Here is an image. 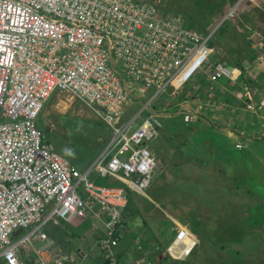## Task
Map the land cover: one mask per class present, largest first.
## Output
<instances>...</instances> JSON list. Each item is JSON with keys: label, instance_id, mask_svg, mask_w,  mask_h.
Instances as JSON below:
<instances>
[{"label": "built area", "instance_id": "1", "mask_svg": "<svg viewBox=\"0 0 264 264\" xmlns=\"http://www.w3.org/2000/svg\"><path fill=\"white\" fill-rule=\"evenodd\" d=\"M158 2L0 0V257L5 264H76L41 228L49 220L58 224V219L89 215L102 224L97 245L104 264H122L114 248L128 191L143 192L149 185L154 159L145 141L155 138L162 126L158 114L150 112L128 134L136 118L123 120L131 98L128 79L154 90L147 107L168 88L174 93L200 69L211 83L234 76L223 61L208 60L218 25L199 31L180 14H162ZM54 91L86 104L111 129L103 151L84 170L51 149L38 126ZM183 118L189 121L191 116L185 113ZM91 171L116 177L124 186L95 184ZM31 227L12 240L16 232ZM31 236L44 243L32 257L22 256L18 244ZM195 244L179 228L165 251L184 258Z\"/></svg>", "mask_w": 264, "mask_h": 264}, {"label": "rangeland", "instance_id": "2", "mask_svg": "<svg viewBox=\"0 0 264 264\" xmlns=\"http://www.w3.org/2000/svg\"><path fill=\"white\" fill-rule=\"evenodd\" d=\"M246 2V0H159L157 6L162 14L169 12L180 13L184 17L186 24L187 20L185 17L188 18L191 25L197 26L199 24L198 27L202 29L211 30L218 24L216 28H219L216 32L214 31V37L210 41L214 42V44L212 53L208 55V60L214 63L220 59V61L226 63L233 62L235 58L244 60V54L246 52L247 54L249 53L245 42L240 41L239 36L237 37L232 33V30L240 31L241 35H239L242 38V34L247 30L244 17L247 14L244 6ZM220 19H222V22H219ZM226 31H231V37L225 41L226 46L224 49L221 45L222 38L220 37ZM234 47L238 49L235 53L233 51H225ZM241 69L245 72L244 66L241 65ZM205 74L206 72L204 73L200 69L194 78L182 85L174 93L168 88L165 92L159 94L152 100L150 105H147V108H145V104L154 90L146 89L142 84L128 79V83L130 82L131 85V98L128 104L124 106L123 120H128L136 114L135 121L131 124L128 134L140 126L148 111L149 113L155 112L160 115L161 121L171 114L178 115L182 113L184 115V113L188 112L189 105H185L188 100L192 101L193 98H196L198 92L201 98L206 95L205 89L201 88V85L209 82ZM191 83L197 88L190 90ZM260 87L263 86L261 85ZM184 94L186 100L181 99ZM193 112L195 111L193 110ZM193 116L192 118L194 119L195 116ZM37 123L43 132L47 145L66 156L81 170L86 169L101 154L112 136L110 127L91 108L72 97L69 93L64 92L54 91L49 96L37 118ZM159 142V140L153 138L145 141V146L150 151L151 148L158 146ZM178 142L176 143L181 144ZM172 149L171 145L163 144V152L165 154L166 152L170 154ZM152 155L155 159V166L151 181L143 192L129 191L128 211L124 219L122 232L125 230L132 231L133 228L138 229L143 226L144 223L151 220L149 215L154 217L166 214L174 219L179 218L181 220V222L178 221L180 225L188 223L189 228L195 233V237L199 239L198 246L193 254L195 257L204 260L208 264L214 262L215 264H237L238 261L236 259L242 258L239 251L244 252L243 249H239L236 246V248L231 247V244H229L231 234L229 232H218L215 234V229L222 225L220 221L222 212L224 213L225 209L230 210L233 208L231 201L229 207H225L227 203L225 200L228 197L230 198L232 192H237V187H241L245 171L236 169V172L228 178V174L231 171L223 168L222 172L227 176L224 177L219 169L221 167L219 163H213V166L212 163H208L205 167L201 166L200 163L205 158H218V156L212 154L200 156L201 161L195 160L196 156L195 158L192 157L182 165L179 161L188 159L190 156L182 154L179 156L175 153V156L171 160L168 159L167 162V155H164L163 158L161 154L163 158L161 161L160 158H155L153 152ZM120 157L124 158L123 156ZM178 165H181V167ZM258 177L264 181V175H259ZM89 179L99 185L110 184L109 178L100 176L96 171H91ZM250 195L254 197L251 193ZM258 202L254 201V208L251 209L253 214L248 218H244V224L253 225V220L261 224L264 220V202ZM235 203L242 204L244 202L233 201V204ZM250 203L249 200L246 201L244 203L245 208H249ZM166 215L163 217L164 219L162 218L163 220L160 219L157 222L163 228L168 227L166 235L167 238H171V223ZM60 222L61 219H58V223ZM56 225L52 220H49L41 230L49 233L57 230L58 226ZM32 228L16 232L12 235V240L18 241L20 237L28 234ZM65 233L66 236L58 234L57 237L67 247L71 246L68 252L75 260L79 261L81 255L84 257L86 255V258L89 257V264H95L92 256H96L97 247L94 249L91 247L93 238L92 236L89 237L88 230H83L77 234H71L67 230ZM248 236L253 242V247L256 248L250 249L249 253L246 251L248 256L245 255V259L249 258L251 263L257 264L256 261L259 262L263 257L262 262H264V240L261 239L264 236L263 228H256ZM51 237L55 238L52 235ZM42 242L39 237L31 236L25 244L19 243L21 255L27 256L34 248L41 246ZM88 260H83L82 262L88 264ZM0 264H5L2 257H0Z\"/></svg>", "mask_w": 264, "mask_h": 264}, {"label": "crops", "instance_id": "3", "mask_svg": "<svg viewBox=\"0 0 264 264\" xmlns=\"http://www.w3.org/2000/svg\"><path fill=\"white\" fill-rule=\"evenodd\" d=\"M246 1V5L244 4V6L247 14H245L244 17L246 19L245 25L247 30L242 34V38L240 36V31L232 30V33L237 37L239 36L240 41L245 42L246 48L249 49V53L247 54L246 52L247 55L244 54V60L235 58L233 62L230 61L225 63L223 61L229 68L231 67L230 69L234 73V76L229 78L231 80L230 84L223 81H216L201 85V88H204L206 91L205 97L201 98L198 92L196 98H193L192 101L188 100L187 104H185L186 106L189 105V111L186 112L191 116L189 121L187 122L184 120L182 113L178 114L180 116L171 114L163 118L162 126L159 128V134L155 137V140L157 139L160 142L158 146L150 150L151 154L152 152L155 154V158H160V161L164 158V155H167L166 160L168 162V159L171 160L175 156V153L179 156L181 154L190 156L188 159L179 161L181 165L190 158H195V156V160L198 161L200 160V156H204L205 154L207 156L209 154L218 156V158L214 159L205 158L200 165L205 167L208 163H212V166L213 163H219L221 166L219 169L224 177L227 176L222 172L223 168L231 171L230 174L227 173L228 178L236 172V169L245 171L241 187H237V192H232L230 198L228 197L225 200L227 201L225 207H229L231 201L233 208L230 210L225 209L224 213L222 212V216L220 217L222 225L218 229H215V234L218 232H229L231 234V241L229 242L231 247L243 249L244 252L239 251L242 258L236 259L238 261L237 264H253L249 258L245 259V255L249 253L250 249L256 248L253 247V242L248 235L253 233L256 228H263L264 230V220L261 224H244V218H248L253 214L251 209L254 208V201L264 202V181L258 177L259 175H264V0ZM222 19H220L219 22H222ZM230 33L231 31H226L224 35L220 37L222 38L221 45L224 49L226 46L225 41L231 37ZM237 50L238 49L234 47L232 49H226L225 51H233L235 53ZM234 62L245 67L247 76V82H244L245 85L242 81L237 80L242 71L235 66ZM261 85L263 87H260ZM190 88L189 89L192 90L197 87H194V84L191 83ZM184 97L185 94L181 99H185ZM247 103H251L253 108H248ZM193 110L195 112H193ZM193 115L195 116L194 119L192 118ZM158 116L160 117V115ZM175 141H179L178 143L181 144H177ZM164 143L173 147L170 154H168V152H166V154L163 152ZM236 145H239V147H236ZM72 164L74 165V163ZM181 165L178 166L181 167ZM173 166L177 167L176 165ZM215 168L218 170L217 167ZM106 177L109 178L108 180L111 185L124 186L118 178L113 176ZM250 193L254 197H252ZM248 200L251 203L249 208H245L244 203ZM233 201H242L244 203L233 204ZM127 207L125 208L122 227L119 231L118 244L114 248L115 254L122 264H208L204 260L193 255L198 246L199 239L195 237V233L189 228L188 223H183L181 225L178 223V221L181 222L179 218L174 219L166 214L154 217L149 215L151 220H148L143 226L138 229L133 228L132 231L125 230L122 232L124 229V219L127 216ZM165 215L169 217L171 223V238H167L166 235L168 227L163 228V226H160L157 222V220H163ZM56 226H58L57 230L50 231L49 233L46 231L44 232H46L47 235L49 234L48 237L50 241L58 245L63 252L71 256L73 263L84 264L82 261H87L89 257L86 258V255L85 257L81 255V261H76L68 252L71 246L67 247L65 243L57 237L58 234L66 236L65 232L67 230L71 234H77L81 233L83 230H88L89 237L92 236L93 238L91 247H93V249L97 247L96 256H92L94 262L95 264H104L97 245V234L102 228V224L93 217V215H89L85 219L75 216L70 218L69 221L61 219V222ZM179 228L186 229L196 241L195 246L184 258L171 257L165 251L166 246H168L176 230ZM51 235L55 238H52ZM261 239L264 240V236L261 237ZM43 243L44 241L42 244ZM35 249L36 248L28 254V257L34 255ZM262 258L259 262L256 261V263L264 264ZM87 263L89 264V260ZM30 264H33V262H30ZM212 264H215V262Z\"/></svg>", "mask_w": 264, "mask_h": 264}, {"label": "trees", "instance_id": "4", "mask_svg": "<svg viewBox=\"0 0 264 264\" xmlns=\"http://www.w3.org/2000/svg\"><path fill=\"white\" fill-rule=\"evenodd\" d=\"M173 13V12H172ZM178 14H180V13H178ZM182 16V15H181ZM185 19L187 20V26H189V27H197V28H199L198 26H199V24H197V26H193V25H191L190 24V21L188 20V18L187 17H185ZM183 20H184V17H183ZM189 21V22H188ZM184 22H185V20H184ZM194 24V23H193ZM196 28V29H197ZM199 31H202V32H205L206 31V29H202V28H199L198 29ZM213 44H214V42H211V45L213 46ZM239 62V61H238ZM234 64H235V66L237 67V68H239L242 72H241V74H240V76L237 78V80L238 81H242L243 83L246 81L247 82V76H246V73L245 72H243V70L241 69V66H240V64L239 63H236V62H234ZM219 81H223V82H226V83H229L230 84V82H231V80L229 79V78H222L221 80H219ZM245 82V83H246ZM243 83H241V84H243ZM233 85H235V84H233ZM232 85V86H233ZM183 96V95H182ZM181 96V97H182ZM39 126V125H38ZM40 128V127H39ZM41 129V128H40ZM42 131V130H41ZM43 133V132H42ZM44 136V135H43ZM256 223H259V222H257V221H254L253 220V222H252V224L253 225H255Z\"/></svg>", "mask_w": 264, "mask_h": 264}, {"label": "water", "instance_id": "5", "mask_svg": "<svg viewBox=\"0 0 264 264\" xmlns=\"http://www.w3.org/2000/svg\"><path fill=\"white\" fill-rule=\"evenodd\" d=\"M231 68V67H230Z\"/></svg>", "mask_w": 264, "mask_h": 264}]
</instances>
